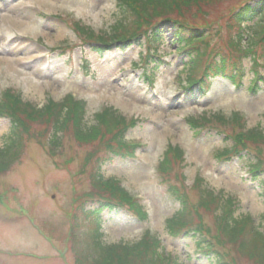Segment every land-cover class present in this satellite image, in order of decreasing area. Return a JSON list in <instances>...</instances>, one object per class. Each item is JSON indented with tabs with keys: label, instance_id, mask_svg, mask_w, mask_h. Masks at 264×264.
<instances>
[{
	"label": "rangeland",
	"instance_id": "374dc122",
	"mask_svg": "<svg viewBox=\"0 0 264 264\" xmlns=\"http://www.w3.org/2000/svg\"><path fill=\"white\" fill-rule=\"evenodd\" d=\"M117 1L0 0V100L10 91L27 107L42 111L49 101L60 105L69 96L83 105L89 127L98 114L108 121L107 128L96 124L100 137L84 145L64 130L61 146H51V129L47 133L41 123L22 136L20 158L0 174V264H77L71 233L83 236L94 221L85 222L79 209L88 207L87 195L98 190L92 184L97 173L101 182L118 181L148 215L139 222L124 213H100L95 221L100 220L104 245L133 244L149 233L161 240L158 252L166 256V264H214L197 252L193 237L168 235L166 223L179 210L166 192L171 184L191 210L186 224L201 225L228 264H254L223 237L221 227L232 211L234 219L249 218L264 237V188L251 181L243 159L226 161L219 154L231 151L244 133L264 131V82L259 81L258 93L251 92L255 76L248 71L255 59L264 79V43L250 40L249 31L244 43L253 53L232 50L237 32L227 25L229 16L246 4L264 9V0H220L201 7L190 20L208 29L209 50L240 58L244 67L239 85L217 77L207 93L188 87L189 62L171 44L172 31L160 34L167 41L158 50L160 63L148 58L142 32L128 49L113 43L108 53L99 54L90 35L106 37L127 24ZM258 18L246 25L251 29ZM149 70L156 76L149 79L153 86L143 76ZM122 119L123 141L137 147L132 158L105 154L108 139L118 130L115 123ZM9 128V121L0 118V149ZM245 142L253 153H261L264 164V143ZM169 146L184 156L170 155L171 171L164 177L156 169Z\"/></svg>",
	"mask_w": 264,
	"mask_h": 264
},
{
	"label": "trees",
	"instance_id": "16d2710c",
	"mask_svg": "<svg viewBox=\"0 0 264 264\" xmlns=\"http://www.w3.org/2000/svg\"><path fill=\"white\" fill-rule=\"evenodd\" d=\"M219 1L118 0L119 9L125 16L123 23L126 22L130 28H126L127 24H124L122 30H120L121 32L115 31L106 37H93V35H90L89 43L92 41L95 44H100L99 52L105 48H109L113 43H119L121 47L128 49L138 42V40H141L140 34L142 32L143 38L146 40L145 45L147 47L146 54L148 58L153 62L157 61L159 63L161 62V56L158 53L159 47L167 44V41L160 34L164 30H169L172 31L171 36L173 37V41L171 44L176 47V52L179 56L183 57V60L188 59L189 63L187 64L190 70L188 82H191L193 85L197 84L199 91L206 92L212 80L217 77H222L232 83L239 84L244 75V67L241 65L240 58H231L219 49L209 50V44L207 43L208 29L194 25L190 21L196 18L195 16L201 7L209 6L213 2ZM259 15H261V18H258L257 24L253 25L250 29L246 25V21ZM145 21L147 22L146 26ZM227 21L229 29L232 31L236 30L237 32L234 38L235 44L232 45L230 43L232 50L240 49V53L248 54V56L253 53L252 48L247 43H244V34H248L249 31L252 32L250 40L256 41L259 38L261 43H264V9H256L246 4L232 13ZM257 30L261 31L259 35H257ZM243 43L246 44L245 47L242 46ZM207 49L208 53H206ZM255 61V59L252 60L248 70L255 76V82L253 81V84L250 85V90L253 93L261 90L259 81L264 82L263 77H260L261 75L255 69V63H257ZM199 73L200 75L196 77ZM65 99L66 101L60 105L49 101L48 105L40 111L36 110L34 106L27 107L28 104L22 103L20 96L10 91L4 92L0 100V115L10 120L12 131L9 134L7 142L0 149V174L8 171L10 165L20 158L22 153V136L29 133L32 124L40 125L41 123L42 126L45 124L47 128L44 130L47 133L49 132L47 129H51L49 142L55 148L61 146V137L65 132L64 130L71 131L74 139L80 145H84L81 143H92L98 140L100 135L96 124L103 127L106 126L104 128H107L106 115H98L96 117V124L89 127L84 122L83 105L75 102L70 97ZM190 123H192L191 126L193 128L197 125L193 122ZM83 126L85 131L82 129ZM115 126H118V130L108 139L105 154L109 156L122 155V153L130 155L133 151L123 141L121 136L122 129L126 128L124 120L122 119L115 123ZM247 133H244L239 142H236V145L231 147V151H221L219 155L226 160L232 157L243 159L246 162L245 165L248 167L251 179L254 182L260 183L264 188V164L260 159L261 153H253L244 145H249V143L245 142L246 139L264 143V131H258V133L248 131ZM104 137H102V141ZM170 155L175 158L180 156L181 158L182 153L179 149L169 146L159 165L160 173L168 175L171 171L168 165ZM102 162L104 160L98 163V170ZM101 180V176L97 173L92 184L98 190L88 194L86 197V202L89 201L91 205L86 208L80 207L79 209V216L85 222L88 220L94 221L90 223L88 231L83 236L77 235L75 231L71 233L72 236L74 233L71 247L73 252L78 255V264H166V256L158 252L161 243L157 238L145 237L139 242L119 246L104 245V243L100 242L102 236L99 232L100 224L99 220L95 221V219H99L97 216L100 213L122 211L125 214L129 212L138 215L140 220L145 218L144 210L140 203L130 197L119 184L111 181L101 182ZM168 190L171 196L175 200H178L182 207L180 213L168 223L169 234L173 237L180 235L195 237L194 239H196L200 254L212 258L214 264H228L225 261L226 256L223 252L219 251L215 245H212V242L208 241L201 225L200 227H195L186 224V219L190 216L191 210L188 208L185 196L176 187L170 186ZM86 202L84 206H86ZM212 205L213 202H211L210 206ZM216 213V217H218L220 214L217 206ZM74 229L78 230L80 226ZM221 232L230 244H234L237 250L243 252L254 264H264V237L258 231V228L253 227L249 218L234 219L232 211H229L222 220Z\"/></svg>",
	"mask_w": 264,
	"mask_h": 264
}]
</instances>
